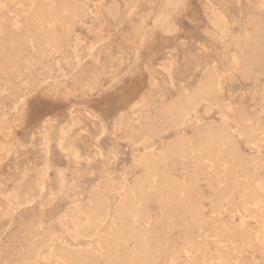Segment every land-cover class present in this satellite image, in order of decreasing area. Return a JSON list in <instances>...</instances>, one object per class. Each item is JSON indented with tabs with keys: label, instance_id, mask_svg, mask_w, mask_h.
<instances>
[{
	"label": "rangeland",
	"instance_id": "rangeland-1",
	"mask_svg": "<svg viewBox=\"0 0 264 264\" xmlns=\"http://www.w3.org/2000/svg\"><path fill=\"white\" fill-rule=\"evenodd\" d=\"M65 1L0 0V264H111L109 260L117 252L113 238L130 232L108 218L100 233L110 225L112 235L98 240L77 237L73 235L71 220L79 216L80 210L97 215L108 202L117 209L126 197L124 191L116 193L123 179H128L132 187L142 175L138 161L150 155V150L163 151V142L173 137H156V129L149 125L156 121L155 111L136 105L139 95L146 91L150 103L157 102L162 90L167 91L168 100L178 99L184 92L191 95L206 73H212L221 86L212 97L218 104L214 109L217 120L226 114V108L235 114L246 111L253 115L249 122H231L238 129L250 124L255 132L253 141L237 137L241 153L251 164L252 177L243 174L233 198H229L226 174L233 160L226 157L225 148L198 153L197 165L204 170L197 185L188 188V172L180 165L173 170L182 184L181 192L189 191L193 213L175 206V227L163 228L165 213L155 183L145 199L135 193L145 206L139 238L147 240L152 232L162 230L163 244L154 248L150 264H186L195 256L200 257L202 264H221L215 259L218 250L231 245H235L233 264H239L242 252L252 264H264V250L257 253L246 243L248 236H258L264 242V54L259 65H252L245 72L241 57L246 46L239 43L244 36L254 35L258 23L264 25V0H188V4L174 0L165 9L176 19L177 31L154 40L149 36L160 31L158 22L146 21L144 31L135 36L133 44L121 40L123 46L133 48L115 71L109 47L114 43L110 34L118 32V21L100 6L92 20H77L62 50L42 57L34 41L27 47L29 61L21 60L12 50L16 42L11 36L28 28L34 32L35 27H28L27 15L38 5L57 11ZM104 1L109 4L110 0ZM121 1L123 13L140 17L133 3L128 11ZM211 7L223 16L229 30L226 35L211 25ZM169 61L167 70L164 64ZM101 70L103 77L97 84ZM150 71L158 77L157 87L147 83ZM129 74L139 75L135 81L139 88L130 89L127 78L131 75L126 76ZM45 75L66 87V99L44 95L34 88ZM111 86L118 89L117 94L109 93L100 101L97 90L112 89ZM23 95L27 100L41 97L46 101L39 98L29 102L25 119L12 123L27 106L20 101ZM48 101L55 106L48 105ZM12 124L15 130L10 134ZM147 138L153 142L144 144ZM250 190L256 194L251 201L246 199ZM97 198L105 201L99 205ZM133 206L139 209L138 204ZM257 213L262 215L257 217ZM231 224L247 227L250 234L246 241L238 236L220 240L217 229ZM189 228L194 230L197 242L184 240ZM81 252L95 256L82 259ZM211 254L214 260L209 258Z\"/></svg>",
	"mask_w": 264,
	"mask_h": 264
},
{
	"label": "bare ground",
	"instance_id": "bare-ground-1",
	"mask_svg": "<svg viewBox=\"0 0 264 264\" xmlns=\"http://www.w3.org/2000/svg\"><path fill=\"white\" fill-rule=\"evenodd\" d=\"M183 1L186 3L188 2V0ZM173 2L174 0H123V3L127 7L128 11L132 9L131 3L134 4L133 8L139 9L140 17L134 16L135 18H133L131 13H123L121 0H110L109 4H106L104 0H67L60 4L59 10L57 11H54L53 7L46 8L44 5H38L27 15L28 27H35L34 32L30 31L28 28L26 32L18 36H11V40H15L16 42V45L12 48V50L20 55L21 60L25 61H29V52L27 47H29L28 45L34 41H37L36 51H38L42 57L58 52L63 49L64 44L68 43L71 27L77 22V20L83 18H90L92 20L95 16L97 8L104 6L105 12L112 19L118 21V24L116 25L118 27V32L110 34L113 40L112 42L114 43L109 47V51H113L111 67L114 68L115 71L123 57L128 52L132 51L133 48V46L131 47L130 45L123 46L121 44V40H123L124 43L133 44L135 36L144 31L146 21L158 22L156 27H159L160 31H156L154 33L151 32L149 36L153 37L154 40L158 37L161 38L164 34L166 35L171 31H177L176 19L171 16V14L167 13L165 9L166 5ZM210 12L212 14L211 17H209L211 25L221 34L226 35L229 30L227 29L223 16L213 7L210 8ZM51 27L55 29H52ZM239 43L246 46V53L241 57V68L243 71L247 72L252 65H259L263 59L264 25L258 23L255 27L254 35L251 37L244 36ZM134 58H137L138 60L136 55ZM133 63L135 64V60ZM146 65H148L147 62ZM164 65V68L168 70L170 68V61ZM129 69L132 73L133 69ZM129 71H127V73H129ZM130 75L131 74L126 76ZM149 76L150 77L147 80L148 85L151 87H157L158 77L151 71ZM102 77L103 75L101 70L97 74L95 83L99 84ZM126 78L127 77H125V79ZM127 79L131 81L130 89L139 88L140 84L135 82L140 79L139 75H131L130 78L128 77ZM128 80H126L127 83ZM126 82L124 84H126ZM102 85L100 84V86ZM114 85L113 87H116ZM108 87H101V89L99 88V91L97 90L100 101H102V99H104L109 93L114 92L117 94V88H113L111 86L112 89H110ZM34 88H38L40 93L44 95L46 93H50L51 95H55V97L56 95H59L60 97L65 98V96L69 93L63 84H58L57 80H54L52 77L46 75L36 82ZM125 88L126 87L124 86L123 90H125ZM220 88L221 86L219 85L217 78L212 73H206L198 81L191 95L184 92L179 95L178 99L168 100L167 91L162 90L158 94L157 102L155 103L153 101L154 103H150L146 91H140V93H142L139 95L140 100L136 103V105L144 109L148 107H152L154 109L156 121L149 125L156 129V137L166 138L171 135H173V137H171L170 140L168 139L163 142V151L150 150V152H152L150 155L142 157L138 161L137 167H139L142 171V175L140 174L141 176L136 180L132 187H129L128 179H123V182L120 184L119 190L116 193L124 191L126 193V197L124 202L117 209H114L112 207L113 204L108 202L106 206L103 205L104 207H101V211H98L97 215H94L93 213L91 214L88 210H80L78 213L79 216L76 215V217L71 220V229L74 236H88L97 240L104 239L106 235H112L113 232L111 228H109V225L108 228H106V231L102 230L100 233L101 227L104 225V221L106 219H113L121 228L127 229L130 234L127 236L117 235L113 238L112 242L117 245V252L114 257L112 256L109 260L111 264H123L124 261L130 264H150L155 251L154 248L160 247L163 244L162 230L152 232L147 240H141L139 238L142 229L141 221L144 218L145 206L144 201H138L135 198V193H140L143 199H145L148 194V189L157 183L159 188L157 198L162 202V210L165 213V224L163 225V228L172 230L175 227L172 213L173 207L181 206L185 211L191 214L193 213L192 200L190 198L189 191H185L183 193L181 192L182 184L173 174V170L180 165L188 172V188L197 185L199 183L200 174L204 170L202 166L197 165V154H201V152L208 154L220 147H224L226 150V157L233 160V163L226 174L227 183L229 185L226 195L229 198H233L234 189L242 182L241 176L246 174L247 177H252L253 174L249 160L241 153L237 137H243L247 142L253 141L255 132L250 124L238 129L234 128L231 125V122H234L235 124H238L239 122H249L253 119V115L246 111H241L240 113L235 114L231 111V109L226 108V114L217 120L214 109L218 107V104L217 100L212 97ZM92 89L93 88L89 87V90ZM118 96L124 97V94H120ZM39 98L41 97H32L27 100V98L23 95L20 98V101L27 106L24 109H21L19 116L14 119L12 123L17 119H25L30 109L29 102L36 101ZM41 99L46 101L45 98ZM47 104L52 107L55 106L53 101H48ZM9 129L10 134L12 132L14 133L15 129L13 124ZM151 142H153L151 138H147L143 141L144 144ZM3 145L4 142L1 141V146ZM255 196L256 194L250 190L248 198L246 199L251 201L255 198ZM97 201L100 203L99 205H101V202L105 200L101 201L97 198ZM134 204L139 205L138 210L132 208ZM261 215L262 214L257 213V217H260ZM217 230L221 241H227L228 239L237 236L243 239L245 237L246 241V239L250 237L246 242L248 243L247 245L250 250L257 253H262L264 250V242L261 241L258 236L253 238H251V236L247 237L250 233L246 226L239 227L235 224H231L229 226L219 227ZM87 231L90 232L88 233ZM184 240L190 243L197 242L195 241L194 230L192 228L185 231ZM234 247L232 245L226 249L220 247L217 252L218 256L215 259H218L221 264H233L235 256H233L232 250ZM244 253L245 252H242V254L239 255V264H252ZM94 256L95 255L93 253H79V257L82 259H93ZM209 258L214 260L213 254L209 255ZM201 262L200 257L195 256L186 264H202Z\"/></svg>",
	"mask_w": 264,
	"mask_h": 264
}]
</instances>
